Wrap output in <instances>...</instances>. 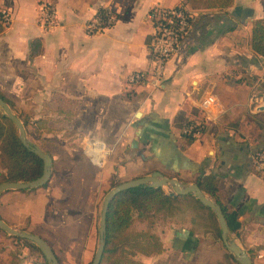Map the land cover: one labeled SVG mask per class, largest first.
I'll use <instances>...</instances> for the list:
<instances>
[{
  "label": "crops",
  "instance_id": "crops-1",
  "mask_svg": "<svg viewBox=\"0 0 264 264\" xmlns=\"http://www.w3.org/2000/svg\"><path fill=\"white\" fill-rule=\"evenodd\" d=\"M45 2L55 6L52 26L42 22ZM179 3L192 23L160 86L130 83L131 72L151 66L150 10ZM100 7L115 20L89 33L86 22ZM0 9L10 15L0 32V91L28 119L27 137L52 156L45 185L0 192L2 219L42 236L62 264H80L91 257L98 206L114 178L159 170L189 184L212 173L228 238L252 264H264V177L251 158L264 148V110L254 107V100L264 102V57L249 43L264 0L212 8L202 0H0ZM204 93L216 95L221 110L189 139L180 124L203 119ZM88 139L109 148L101 166L83 149ZM192 221L193 229L188 221L159 233L162 251L138 254L143 264H236L222 240ZM10 239L0 234V264L42 259L31 243Z\"/></svg>",
  "mask_w": 264,
  "mask_h": 264
},
{
  "label": "trees",
  "instance_id": "trees-1",
  "mask_svg": "<svg viewBox=\"0 0 264 264\" xmlns=\"http://www.w3.org/2000/svg\"><path fill=\"white\" fill-rule=\"evenodd\" d=\"M232 1L202 0L204 6L209 8L227 7ZM178 5L183 6L184 4L179 3L175 6ZM107 11L110 10L100 7L95 14L104 18ZM7 23L3 21L0 14V32ZM249 43L257 54L264 57V15L252 21ZM35 44H39V38L37 37L31 41L32 46ZM0 96L9 104L13 111L12 103L1 91ZM17 115L21 118L27 134L28 119L21 117L19 114ZM176 118H179V115ZM39 121V119H36L32 122L36 128ZM189 121L185 119L180 124L181 127ZM184 135L189 139L192 138L189 134L184 133ZM41 171V158L22 143L14 122L4 114L0 107V182L32 179L40 175ZM218 180V177L214 174L207 173L198 176L195 182L205 194L221 205L224 215H226L225 207L217 194ZM190 207L196 215H199L197 216L198 219L200 217L199 220L195 219L196 224H199L204 230L211 231L215 237L221 240V230L215 213L191 192L171 195L163 186H151L148 183H142L119 191L110 201L107 209L106 230L104 233L105 245L99 264H143L138 254L152 255L158 253L162 251L163 244L159 235L153 231L134 230L132 228L134 222L136 220H150L152 222L155 216L171 217L183 213L185 208ZM193 222L190 227L192 229L194 227ZM0 230L2 229L0 228ZM9 235L18 240L27 241L39 250L32 240L13 234ZM41 256V260H35L31 264H50L42 253ZM227 256L233 258L236 264H240L231 251L228 250Z\"/></svg>",
  "mask_w": 264,
  "mask_h": 264
},
{
  "label": "built area",
  "instance_id": "built-area-1",
  "mask_svg": "<svg viewBox=\"0 0 264 264\" xmlns=\"http://www.w3.org/2000/svg\"><path fill=\"white\" fill-rule=\"evenodd\" d=\"M0 14L4 22L10 20V15L6 9H0ZM153 19L154 30L149 39L150 68L145 70H136L128 75L130 83H147L152 88L160 86L167 60L176 51L182 36L189 30L192 23L190 11L183 5L178 6H154L150 12ZM41 18L43 24L52 26L55 22V6L52 2L42 4ZM115 20V14L110 11L101 18L94 14L86 22V31L94 33L102 31L112 25ZM254 107L257 110H264V102L254 100ZM199 108L205 112L203 119L190 120L182 127L183 133L191 137L199 135L204 127V121L210 119L211 113L221 110V104L216 95L204 93L199 98ZM90 160L97 166H101L109 148L105 143L98 139H88L83 147ZM253 170L264 177V148H256L251 155Z\"/></svg>",
  "mask_w": 264,
  "mask_h": 264
},
{
  "label": "water",
  "instance_id": "water-1",
  "mask_svg": "<svg viewBox=\"0 0 264 264\" xmlns=\"http://www.w3.org/2000/svg\"><path fill=\"white\" fill-rule=\"evenodd\" d=\"M0 107L4 114H6L14 122L18 129L19 138L22 143L42 160V171L40 175L28 180L1 181L0 192L9 188L24 189L43 185L49 179L51 174L52 156L50 153L44 151L38 144L34 143L27 137L21 118L12 111L9 104L1 96ZM142 183H148L151 186L171 185L172 190H169V194L171 195L178 193L183 194L187 192L193 193L204 205L209 206L215 213L221 230L220 237L224 246L234 254L240 264H252L251 257L247 251L234 240L228 238V226L221 205L205 194L196 182L184 184L180 182L178 178L164 175L159 170H153L149 174L118 182L104 193L99 215L98 244L89 264H99L100 262L105 245L104 233L106 230V214L110 201L119 191ZM0 228L9 234L32 240L38 246L39 250L50 264H61L51 245L39 234L24 229L14 228L1 217Z\"/></svg>",
  "mask_w": 264,
  "mask_h": 264
},
{
  "label": "rangeland",
  "instance_id": "rangeland-1",
  "mask_svg": "<svg viewBox=\"0 0 264 264\" xmlns=\"http://www.w3.org/2000/svg\"><path fill=\"white\" fill-rule=\"evenodd\" d=\"M16 113V112H15ZM123 181L121 178H114L111 182L110 187H112L113 185H115L118 182ZM165 189L167 191L172 190V186L171 185H166L164 186ZM109 188V187H108ZM108 189H106L104 191V193L107 191ZM104 195V194H103ZM101 201L99 203L98 206V215H97V228L99 225V211H100V207H101ZM199 216L198 214L196 215V213L193 212V209L190 208H185V211L183 213H179L176 215H173L171 217H161V216H155V218L153 219V221L151 222L150 220H136L132 226V228H134V230H150L153 231L155 233H157L159 235V233L165 232L167 230H170V228H174V224H180V225H184L185 223H187L188 221L192 222V219H198ZM200 219V217H199ZM198 219V220H199ZM191 225V224H190ZM0 234H3L5 236V238H7V240H11L10 239V235H5V231L4 230H0ZM9 234V233H8ZM160 237V235H159ZM18 242H21L20 240L16 239ZM98 244V230H96V241H95V245H94V249L92 251L91 257L90 259H88L87 261H84L80 264H89V262L92 260L94 251L97 247Z\"/></svg>",
  "mask_w": 264,
  "mask_h": 264
}]
</instances>
